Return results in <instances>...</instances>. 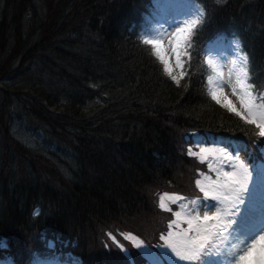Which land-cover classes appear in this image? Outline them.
I'll return each instance as SVG.
<instances>
[{"label":"trees","instance_id":"1","mask_svg":"<svg viewBox=\"0 0 264 264\" xmlns=\"http://www.w3.org/2000/svg\"><path fill=\"white\" fill-rule=\"evenodd\" d=\"M191 1L201 18L175 83L139 34L162 0H0V261L142 264L125 235L161 242L158 195L200 197L193 133L264 163L257 126L210 97L206 60L235 38L263 96L264 0Z\"/></svg>","mask_w":264,"mask_h":264},{"label":"rangeland","instance_id":"2","mask_svg":"<svg viewBox=\"0 0 264 264\" xmlns=\"http://www.w3.org/2000/svg\"><path fill=\"white\" fill-rule=\"evenodd\" d=\"M159 9L161 14L148 20L149 25L140 30V37L150 44L163 73L176 83L183 76V65L189 59L187 40L201 18V10L191 0H162ZM222 38L219 35V41L211 44L206 53L212 70L208 75L209 95L228 110L231 101L235 110L230 111L239 112L245 122L255 120L253 124L261 125L257 126L261 132L264 128V93L258 99L253 85L247 82L246 59L238 40ZM203 136L193 133L191 140L195 148L191 143L188 146V152L206 167L195 179L200 197L186 199L171 192L158 195V206L171 210L172 217L155 249L146 247L136 236L125 235L143 256L142 264H238L240 247L234 245H239L241 240L251 243L252 237L264 235V163L254 160V168L250 167V157L241 142H230L229 145L225 137L206 135L207 141H204ZM237 180L246 183L247 191H236L240 187L234 183ZM241 199L242 204L239 203ZM172 204L175 209L171 208ZM205 215L212 219L205 221ZM201 241L204 249L197 259H179L177 252L185 253ZM35 264L59 263L38 260Z\"/></svg>","mask_w":264,"mask_h":264},{"label":"snow or ice","instance_id":"3","mask_svg":"<svg viewBox=\"0 0 264 264\" xmlns=\"http://www.w3.org/2000/svg\"><path fill=\"white\" fill-rule=\"evenodd\" d=\"M250 96L251 94L248 93ZM213 97L216 98V94L213 93ZM228 106L230 107V110H235L234 107L231 106V101L228 102ZM249 108L251 107L248 105ZM237 115H240L239 112H237ZM264 115V113H262ZM255 120H249V123H255ZM258 127H261V125H257ZM261 136H264V128H262L260 132ZM231 175V174H226ZM234 183H238L240 187L236 190L237 192L240 191H247L246 183L242 181H234ZM207 195V193H206ZM239 203H244V201L241 199L239 200ZM163 207V205H161ZM205 221H208L212 219L208 215H205L203 217ZM248 223L245 222V227H248ZM189 227L191 228V222H189ZM215 227V226H213ZM241 247L240 252L237 253L238 257V264H264V235H259V237H252L250 245L245 242V240H241L239 242V245H234V247ZM204 249V243L201 241L199 245H195L193 247H190L186 249L185 253L177 252V256L180 260H195L198 258L201 251Z\"/></svg>","mask_w":264,"mask_h":264},{"label":"bare ground","instance_id":"4","mask_svg":"<svg viewBox=\"0 0 264 264\" xmlns=\"http://www.w3.org/2000/svg\"><path fill=\"white\" fill-rule=\"evenodd\" d=\"M247 244H249L250 245V243H248L247 242ZM241 247H243L242 245L240 246V248H239V250L237 251V253H239L240 252V249H241Z\"/></svg>","mask_w":264,"mask_h":264}]
</instances>
